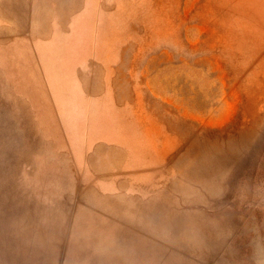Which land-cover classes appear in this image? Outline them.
Returning <instances> with one entry per match:
<instances>
[{
    "label": "rangeland",
    "instance_id": "obj_1",
    "mask_svg": "<svg viewBox=\"0 0 264 264\" xmlns=\"http://www.w3.org/2000/svg\"><path fill=\"white\" fill-rule=\"evenodd\" d=\"M0 264H264V0H0Z\"/></svg>",
    "mask_w": 264,
    "mask_h": 264
}]
</instances>
